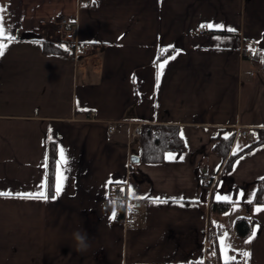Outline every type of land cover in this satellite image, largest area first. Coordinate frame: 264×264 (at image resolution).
Masks as SVG:
<instances>
[{
	"label": "crops",
	"instance_id": "0c3cea01",
	"mask_svg": "<svg viewBox=\"0 0 264 264\" xmlns=\"http://www.w3.org/2000/svg\"><path fill=\"white\" fill-rule=\"evenodd\" d=\"M91 2L0 0L12 26L5 35L16 37L4 40L0 56V264L222 263L230 256L244 263L243 251L252 253L247 264H264V211H255L264 204L248 207L264 177V144L242 152L227 173L212 150L218 134L264 128V0ZM62 16L74 24L71 36L97 45L94 51H44L42 40L54 38ZM170 47L175 51L157 61L158 50ZM245 48L253 59L242 56ZM171 56L157 86L159 64ZM136 124L179 125L185 151L171 153L177 161L131 163L139 156L138 140L130 142ZM50 142L53 195L66 177L61 194L23 198L42 190ZM249 142L234 137L232 151ZM61 149L67 171L59 166ZM203 175L216 176L210 194ZM117 181L135 196L167 202L128 194L137 215L126 228L119 211L109 219L108 188ZM212 199L233 202L211 214ZM243 216L253 224L239 239L235 221ZM77 229L88 233L86 252L76 251Z\"/></svg>",
	"mask_w": 264,
	"mask_h": 264
},
{
	"label": "trees",
	"instance_id": "16d2710c",
	"mask_svg": "<svg viewBox=\"0 0 264 264\" xmlns=\"http://www.w3.org/2000/svg\"><path fill=\"white\" fill-rule=\"evenodd\" d=\"M80 5L83 7L80 0ZM43 49L48 54H62L69 57H73L65 48L56 46L53 40H42ZM166 52H162V49L158 50L157 61L165 59L175 51V48H164ZM255 57L253 55L252 59ZM254 138L246 147L242 150L233 152L232 145L234 142V133L222 135L218 134L214 138V145L212 150L220 155L223 159V165L221 172L227 173L234 162V160L244 151L251 147L264 144V128L253 131ZM227 137V138H226ZM186 149L185 143L180 136V127L177 124H144L141 137L138 139V155L142 162L157 163L169 161L168 153H176L179 155ZM176 161L178 158L175 159ZM55 173H56V148L54 142H50L48 145V157L46 167V179L48 182V196H52L54 193L55 185ZM264 178V177H263ZM207 189L206 185H203ZM233 201L231 200H215L212 199L210 204L211 214H220L227 211ZM256 204H264V179H259L256 182V188L252 199L248 202V207ZM117 220L118 217H117ZM253 221L243 216L235 221V228L239 239H246L250 233Z\"/></svg>",
	"mask_w": 264,
	"mask_h": 264
},
{
	"label": "built area",
	"instance_id": "2783aa9c",
	"mask_svg": "<svg viewBox=\"0 0 264 264\" xmlns=\"http://www.w3.org/2000/svg\"><path fill=\"white\" fill-rule=\"evenodd\" d=\"M82 4L85 6H90L92 4L91 0H81ZM73 22L67 19L66 17H59L55 22H54V38L52 39L55 41L56 46L60 48H65L70 54L75 56L81 51L85 52H92L96 49L95 44L89 43V42H79L76 38L71 36V29L73 28ZM199 33H203L205 30L204 28H199ZM190 33H193L190 31ZM254 55V52L249 49L245 48L242 50V56L246 59H252ZM91 117L94 116L93 113L90 114ZM253 130L250 127L242 128V127H237L235 129L234 137H245L248 140H253L254 135H253ZM115 131V124L114 123H109L107 125V133L112 134ZM143 131V126L141 124H136V126L133 129V132L130 136V142H133L134 140H138ZM215 175L214 176H209V175H203L202 176V184L207 186V191L210 194L212 186L215 181ZM123 189V190H121ZM108 196L111 200H113L114 197L120 198L122 201V206L120 207V214H121V223L126 227V228H131L136 219L137 215V210L135 206L131 203L130 196L128 195L126 185L125 184H110L108 188ZM130 206H132L131 211L129 210ZM140 264H150V263H140ZM179 264H225V262L219 263L215 262L209 258H202L198 260H188L183 263ZM228 264H244L242 262L236 261V262H228Z\"/></svg>",
	"mask_w": 264,
	"mask_h": 264
},
{
	"label": "snow or ice",
	"instance_id": "6c2138e0",
	"mask_svg": "<svg viewBox=\"0 0 264 264\" xmlns=\"http://www.w3.org/2000/svg\"><path fill=\"white\" fill-rule=\"evenodd\" d=\"M94 2H95V0H94ZM5 10H6L5 7H0V56L4 55L5 50L8 47V44L4 43V40L6 39L8 41V43H14L15 40H16V37L14 35H7V36L5 35L6 32H9V33L12 32V26L5 24V17L3 15ZM201 27H205V26L202 25ZM207 27L211 28V27H213V25L209 24V25H207ZM215 27L222 28L223 26L222 25H216ZM228 30L229 31H235V29H228ZM166 51H167V49H162V52H166ZM177 55H179L178 51H177ZM171 59H175V56H171L168 59L164 60L163 63L159 64L160 71L157 73V78H156L157 79V86H159L160 75H162L165 65ZM49 139H52V137L50 136ZM60 153H61V162L62 163L59 166L63 167L64 171H67V168L64 167L67 164V159L64 156V150L61 149ZM168 158L169 159H175V156L173 154L169 153L168 154ZM180 159H183V157H180ZM43 166L47 167V160L45 161V164ZM64 179H66V177H64L63 175H60L59 180H58V182H57V184L55 186V194L51 196V199H56L61 194V191H62V188H63L62 181ZM262 179H264V178H262ZM110 182L111 181L106 182V183H110ZM116 183L119 184V183H122V182L117 181ZM48 187H49V185H48L47 179H45L44 183L41 185V189H42L41 191H39L38 193H35V194H24L23 198L47 200L49 198V196L47 194ZM121 190H123V189H121ZM128 194L130 196H135V192H134L132 186L128 187ZM5 195H10V194H5ZM241 195H243V194H241ZM135 198L136 199H149L151 203H156V204H162V203H166L167 202L165 200H161L159 197H156V198L153 199V198H151L149 196H146V195L145 196H135ZM131 208H132V206H130V208H129L130 211H131ZM255 211L256 212L264 211V206H258L255 209ZM116 215H117V213H116L115 209H113L112 214L109 217V219L110 220H114L116 218ZM256 234H257V232H256V229L254 228L253 232H252V235L249 237V239L246 241V243H251L252 240L255 239ZM226 235L227 234H225V238H226ZM222 244H224L225 250L228 247H230V245H227L224 242V240H222ZM251 255H252V253L250 251H243L241 253V256L244 258V264H247L248 260H250V258H251ZM235 260H236L235 256L227 257V259L225 261V264H228V261H235Z\"/></svg>",
	"mask_w": 264,
	"mask_h": 264
},
{
	"label": "clouds",
	"instance_id": "9594fccd",
	"mask_svg": "<svg viewBox=\"0 0 264 264\" xmlns=\"http://www.w3.org/2000/svg\"><path fill=\"white\" fill-rule=\"evenodd\" d=\"M111 205L115 211H119L122 206V201L118 197H114L111 201ZM75 241V248L78 252H86L91 247L88 239V233L83 229H77L72 234Z\"/></svg>",
	"mask_w": 264,
	"mask_h": 264
},
{
	"label": "water",
	"instance_id": "95a60500",
	"mask_svg": "<svg viewBox=\"0 0 264 264\" xmlns=\"http://www.w3.org/2000/svg\"><path fill=\"white\" fill-rule=\"evenodd\" d=\"M139 160H140V158H139V156H137V155H131V156H130V162H131V163H138Z\"/></svg>",
	"mask_w": 264,
	"mask_h": 264
}]
</instances>
